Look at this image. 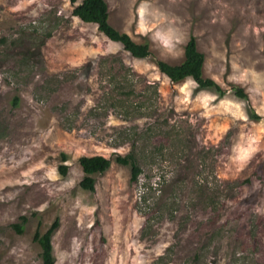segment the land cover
<instances>
[{"label":"rangeland","instance_id":"1","mask_svg":"<svg viewBox=\"0 0 264 264\" xmlns=\"http://www.w3.org/2000/svg\"><path fill=\"white\" fill-rule=\"evenodd\" d=\"M82 1L0 0V264H43L56 220L55 264H264V0H105L147 59L74 17ZM191 35L223 99L158 70ZM84 156L111 161L95 192Z\"/></svg>","mask_w":264,"mask_h":264},{"label":"trees","instance_id":"2","mask_svg":"<svg viewBox=\"0 0 264 264\" xmlns=\"http://www.w3.org/2000/svg\"><path fill=\"white\" fill-rule=\"evenodd\" d=\"M73 4L77 0H71ZM72 15L79 18L83 23H92L97 25L98 31L102 33L110 41L119 43L123 49L130 53L133 58L147 59L151 54L150 45L148 43H137L130 35L121 33L115 29L109 22L108 4L105 0H83L81 4L73 9ZM205 55L199 51L197 39L191 35L184 49V60L178 65H171L165 61L157 60L156 66L161 74L168 77L172 83H182L186 80H193L200 90L211 91L217 95L218 99H223L227 95L224 90L213 79L204 77ZM234 95L248 103L247 115L249 119L258 121L261 117L249 105V96L241 87H233ZM18 99L14 100L17 105ZM67 156L62 155V164L59 167L61 176L66 177L69 171L67 166ZM115 162L123 166H131L132 181L136 182L141 170L139 169L135 157L130 154L125 157L118 156ZM79 164L83 170L84 177L80 182L81 189L89 192H95V176L108 171L111 166L110 159L103 156L81 157ZM26 217H21L20 223L13 225L19 233H23L24 225L27 223ZM59 227V221L56 220L44 233L38 228L34 235V241L41 248V258L43 264H55L53 253L52 237Z\"/></svg>","mask_w":264,"mask_h":264}]
</instances>
